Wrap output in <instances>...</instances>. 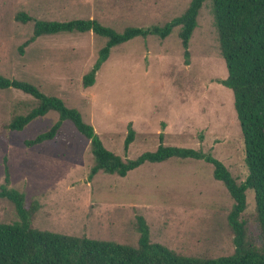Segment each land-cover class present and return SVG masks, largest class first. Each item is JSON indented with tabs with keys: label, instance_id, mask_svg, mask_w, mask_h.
Returning a JSON list of instances; mask_svg holds the SVG:
<instances>
[{
	"label": "rangeland",
	"instance_id": "obj_1",
	"mask_svg": "<svg viewBox=\"0 0 264 264\" xmlns=\"http://www.w3.org/2000/svg\"><path fill=\"white\" fill-rule=\"evenodd\" d=\"M190 0H0V76L34 86L76 110L103 147L133 160L163 146L210 155L241 182L247 170L243 142L225 79L208 2L200 9L183 64L178 27L163 40L136 37L113 47L95 73L92 86L81 78L93 66L105 39L91 32L43 35L22 49L32 20L93 19L115 32L125 27L161 26L180 15ZM36 101L14 89L0 90V186L21 193L35 206L30 226L40 231L136 246V218L148 229L150 243L176 253L217 258L232 253L227 215L233 204L222 183L202 160L170 158L144 163L124 177L98 172L88 179L93 159L89 142L64 121L49 141L28 146L47 131L57 114L49 111L21 131L6 129ZM130 124L134 138L123 141ZM160 139V141H159ZM257 242L253 192L245 191L239 217ZM18 222L13 205L0 199V223Z\"/></svg>",
	"mask_w": 264,
	"mask_h": 264
},
{
	"label": "trees",
	"instance_id": "obj_2",
	"mask_svg": "<svg viewBox=\"0 0 264 264\" xmlns=\"http://www.w3.org/2000/svg\"><path fill=\"white\" fill-rule=\"evenodd\" d=\"M206 2L210 5L226 69L225 79L218 83L232 93L233 110L243 142V162L247 174L241 182H236L223 164L210 155L189 148L163 146L161 142L153 152L142 153L133 160H122L106 150L92 127L82 120L76 110L65 107L58 98L45 96L30 84L1 76L0 90L14 89L36 101V105L24 115H15L9 120L6 129L10 131H21L30 121L49 111L57 114L51 127L26 145L52 140L64 121L70 122L76 132L88 140L93 159L88 179L98 172L124 177L144 163H160L170 158L202 160L211 165L212 178L222 183L233 202L227 215L232 253L217 258H202L182 255L160 244L150 243L147 226L141 217L136 218V246L34 229L30 222L36 207H25L22 194L9 188L8 174L4 171L0 199H6L13 205L18 222L0 223V264H264V0H190L180 15L161 26L145 29L125 27L119 32L93 19L59 22L32 20L18 14L15 19L20 23L32 22L31 35L18 51L22 53L23 48L43 35L91 32L104 38L93 66L81 78V86L87 88L93 85L95 73L113 47L136 37L155 36L163 40L178 27L183 64L188 65V42L196 27L198 13ZM133 138L134 132L128 124L123 141L124 152ZM247 190L253 192L254 218L259 230L256 243L246 236L244 222L239 219L245 209Z\"/></svg>",
	"mask_w": 264,
	"mask_h": 264
}]
</instances>
